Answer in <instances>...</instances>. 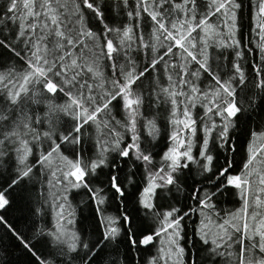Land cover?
Here are the masks:
<instances>
[{
	"label": "snow or ice",
	"instance_id": "6c2138e0",
	"mask_svg": "<svg viewBox=\"0 0 264 264\" xmlns=\"http://www.w3.org/2000/svg\"><path fill=\"white\" fill-rule=\"evenodd\" d=\"M123 3L128 6V0H123ZM240 7L236 0H207L204 11L198 13L197 0H136L134 10L127 15L137 20L143 15L150 18L153 43H147L143 34L134 33L132 26L121 30L107 24L102 33L103 43H99L100 36L86 25L84 13L87 9L97 20L103 21V12L96 0H8L4 14L9 21H20L13 39L19 40L24 47L18 48L8 37L0 38V47L10 54L9 60L0 62V160L4 157L14 160L12 175L5 185L0 186V210L10 206L9 194L19 188L39 165L50 171L52 179L48 183L55 189L50 196L53 197L56 223L48 236L57 244L67 245L68 252L75 253L72 258L79 259L81 264H92L96 249L105 246V242L116 240L122 228L133 247L137 244L147 246L154 238H160L159 255L152 257L149 264H183L185 250L180 245L182 221L196 211L203 217L200 239L206 245L211 243V253L235 256L236 264H264V255L255 256L252 251L259 249V253L264 254V130L250 133L247 158L238 173L230 172L233 163L226 159L225 165L215 173V180L208 178L209 183L220 181L212 192L203 188L193 189L190 199L196 201V208L181 211L171 207L163 213L156 212L157 228L139 240L131 231V219L126 212L118 217H103L102 238L91 246L82 242L78 234L68 227L74 224V212L67 197L71 189H87L96 211L101 212L100 206L106 199L104 189H93L86 177L108 166L106 153L110 151L124 158L129 157L130 152L134 153L135 160L141 162L146 183L140 192L139 204L148 212L156 208L153 203L156 190L176 185V174L187 169L190 163L199 164L202 172H212L214 157L209 149L210 139H214L212 133L219 129L215 139L219 140L221 148L230 145V129L244 111L236 89L244 85L245 76L241 65L234 63L233 75L221 79L208 63L207 49L210 42L222 47L240 46L239 41L234 40L236 9ZM257 9L258 34L264 39V0H258ZM213 17L222 18V23L228 27L230 42L218 39L221 36L220 25L213 21ZM136 27L139 28V24ZM194 32H198V37L193 35ZM112 33L116 34L118 43H114L110 36ZM137 40L140 48L156 53L139 71L135 60L128 55ZM261 48L264 51V44ZM121 52L128 58L126 64L118 65L117 56ZM242 55V52H236L237 58H242ZM101 57L109 62L110 79L104 76ZM13 58L22 63L19 66L11 63ZM193 63L199 67L189 71ZM159 64H163L168 82L159 91L165 103H170L169 124L173 131L169 136L171 144L161 156L160 165L156 166L153 154L141 149L137 119L144 100L133 86L139 88L137 81L150 71H157ZM255 71L258 77L261 76V69ZM201 72L207 73L215 82L204 90L194 82L200 78ZM255 87L264 90V79H260ZM57 93L67 97L65 103L54 104ZM114 102L126 113L123 124L112 115L110 106H114ZM34 104H45L49 112H62L74 122L66 134H59L60 143L53 139L52 131H37L35 125L42 121L29 114ZM198 105L203 113L194 116ZM215 117L220 118L219 125ZM198 120L202 125L203 140L196 157L192 153ZM113 122L132 134L131 142L124 147H121L123 136ZM89 124L95 125L101 134L97 140L98 158L85 163L79 154L75 159L63 156L61 144H80L82 129ZM147 126L149 135L158 132L153 120H149ZM42 138L51 141L46 150L39 147ZM34 147L38 148L39 155L30 165L27 161ZM229 150L234 149L230 146ZM111 167L115 168V163ZM226 186L238 190L242 207L217 222L211 214L215 208L212 200L216 192ZM108 187L117 199L124 197L125 190L115 172L109 177ZM0 225L32 253L37 264H48L35 250L32 241L8 223L3 215H0ZM36 235L42 237L44 233L41 231ZM245 239L249 241L247 245ZM233 244L240 245L238 252L220 251L232 248Z\"/></svg>",
	"mask_w": 264,
	"mask_h": 264
},
{
	"label": "trees",
	"instance_id": "16d2710c",
	"mask_svg": "<svg viewBox=\"0 0 264 264\" xmlns=\"http://www.w3.org/2000/svg\"><path fill=\"white\" fill-rule=\"evenodd\" d=\"M8 0H0V38L8 37L18 48L23 49L24 45L19 40L13 39L18 32V24L20 21H9L4 14ZM179 2V0H177ZM241 5L236 9L235 34L234 40L239 41L240 46L222 47L216 42H210L207 49L208 63L212 69L217 72L221 79H228L233 75L234 69L232 65L239 63L243 69L245 83L237 87V99L241 101L244 111L235 121V126L230 129V145L226 144L223 148L219 146V140L215 139L219 129L212 133L214 139H210L209 149L213 155L212 172H202L199 164L190 163L187 169H182L176 175L178 182L176 185L166 188H159L153 198L156 208L153 212H148L140 204V192L145 186V171L140 161L135 160L134 153L130 152L127 158L120 157L117 152L110 151L106 153L108 166L97 169L95 174H89L86 180L89 181L90 187L93 189L103 188L106 197L105 202L101 205V212L96 211V205L92 201L87 189H71L67 193L68 205L74 212L72 219L73 225L68 227L78 234L82 242H87L91 246L102 238L104 225L101 223L103 217H118L123 213H127L131 219V231L135 234V239L139 240L142 236L150 234L157 228L156 212L163 213L171 207L180 208L186 211L189 207L196 208L195 200L190 199L194 188H203L212 192L214 188L220 184L209 183L208 178L215 180L217 170L225 165L226 159L232 161L233 167L230 172L238 173L247 158V147L251 139L252 131L264 130V90L255 87V84L264 79V51L261 45L264 44L257 27V3L258 0H236ZM103 12V21L95 18L94 14L87 9L85 13V23L94 32L100 36L99 43H103V29L107 24L113 29H123L125 26H132L134 33L143 34L145 41L149 44L153 43L151 37V21L147 15L137 20L129 18L127 13L134 10L136 0H128V6H125L123 0H96ZM207 0H197V11L203 12ZM11 15V14H8ZM199 18V16L197 17ZM213 21L220 25L221 36L218 39L229 41L228 27L222 23V18L213 17ZM229 23H231L229 21ZM139 24V28L136 25ZM199 32V30H198ZM198 32L193 35L198 37ZM114 39V43H118L116 34H110ZM230 42V41H229ZM98 51V50H97ZM161 51H163L161 49ZM243 53L242 58L236 57V52ZM9 53L3 47H0V62L9 60ZM136 62L137 70H142L149 62L153 55L149 49L139 47V41L133 45L128 52ZM127 56L123 52L117 56V64H126ZM165 59H169L166 57ZM11 63H19L13 58ZM100 64L104 72L105 78H112V71L109 68V62L104 58H100ZM199 66L195 63L190 65L189 71H194ZM262 70L261 76H257L256 69ZM157 71H150L144 78L137 81L139 88L134 85V89L138 91L144 100L141 106V115L137 119V131L140 136L141 149L150 151L153 154V164L159 166L161 156L170 146L169 136L173 131L169 124L170 119V103H165L162 93L159 89L162 85H166L167 79L163 71V64L157 65ZM194 79V78H193ZM202 90L213 85L215 82L204 72H201L198 80L194 79ZM67 97L57 93L54 104L60 105L65 103ZM112 107V115L116 120H120L123 124L126 120V113L122 107L114 102ZM203 109L198 105L194 110L195 115H202ZM30 115L38 116L42 123L35 125L37 131H52L53 139L56 143H60L59 134L65 132L74 123L70 117L62 112H49L45 104L32 105ZM216 123H221L219 117H215ZM153 120L156 124L158 132L155 135H149L147 122ZM117 131L121 132L123 141L121 147L131 142V133L120 125L113 122ZM201 123L197 121L196 136L193 137V155L198 157L200 145L203 140V132L201 131ZM101 138V134L97 132L95 125H85L81 133V143L78 145L61 144L60 152L69 159H75L77 154L85 163L90 160L97 159L99 149L97 140ZM109 142L111 138L109 137ZM187 140V135H185ZM42 145L39 147L47 149L51 141L43 139ZM231 146L233 151L229 150ZM10 150V149H9ZM39 155L38 148H33V154L28 158V164H34ZM115 163L116 167L111 165ZM202 163V161H201ZM14 160L4 157L0 160V186L5 185L8 178L12 175ZM115 172L122 187L125 190L124 197L117 199L113 190L108 187L109 177ZM51 173L47 168H40L39 165L33 169V173L26 178L19 188L13 190L10 195V206L5 210H0V215L13 225L19 232L28 237L35 246V250L48 261V264H81L79 259H73L75 253L67 250V245H60L52 241V237L48 236V232L53 230L56 223L55 211L52 203L53 197L50 196L51 191H55L48 183L51 180ZM223 180V178H221ZM212 203L215 205L211 214L214 220L221 222L227 218L230 213L236 212L242 207V200L238 190L231 186H226L216 192ZM251 211V209H249ZM216 213L219 215L217 216ZM203 217L199 211L192 212L190 216L182 221L183 239L180 245L184 248L183 264H236V258L218 256L211 253V243L204 244L200 239V221ZM43 232L44 236H38L36 233ZM239 236V233L236 234ZM235 239V237H234ZM255 239H259L256 237ZM47 241V242H45ZM247 245L249 241L245 239ZM160 238H154V241L145 246L139 245L133 247L129 244L128 236L122 228L120 236L111 242H105V246L96 249V253L92 260V264H149V260L158 256V249L161 247ZM240 245L233 244L232 248H222V252H238ZM253 255L260 256L259 249L252 250ZM83 255V251L80 252ZM211 257V258H210ZM0 264H37L35 257L25 249L22 244L5 228L0 225ZM171 264V262H170Z\"/></svg>",
	"mask_w": 264,
	"mask_h": 264
}]
</instances>
